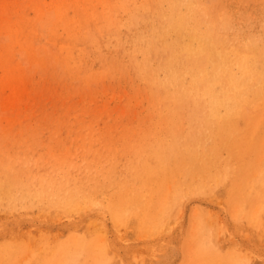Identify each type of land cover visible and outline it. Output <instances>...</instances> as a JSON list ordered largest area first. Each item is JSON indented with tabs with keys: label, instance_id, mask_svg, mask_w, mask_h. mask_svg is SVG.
Listing matches in <instances>:
<instances>
[{
	"label": "rangeland",
	"instance_id": "374dc122",
	"mask_svg": "<svg viewBox=\"0 0 264 264\" xmlns=\"http://www.w3.org/2000/svg\"><path fill=\"white\" fill-rule=\"evenodd\" d=\"M23 1L0 0V253L6 250L0 264H264V92L240 103L233 118L221 109L214 119L202 96L180 101L167 85L170 76L187 74L189 81L188 74L206 70L210 63L209 52L195 57L176 45L173 37L179 30L207 37L231 68L240 57L264 71V0ZM252 82L254 90H264V78ZM223 86L229 89L227 81ZM188 155L199 168L191 167Z\"/></svg>",
	"mask_w": 264,
	"mask_h": 264
},
{
	"label": "bare ground",
	"instance_id": "6f19581e",
	"mask_svg": "<svg viewBox=\"0 0 264 264\" xmlns=\"http://www.w3.org/2000/svg\"><path fill=\"white\" fill-rule=\"evenodd\" d=\"M27 1V0H26ZM30 1V0H29ZM29 1H27V2H29ZM32 1H34V0H32ZM38 1V0H37ZM138 1V0H137ZM141 1V0H140ZM189 1V0H188ZM191 1V0H190ZM218 1V0H217ZM247 1V0H246ZM23 2H25V0L23 1ZM139 2V1H138ZM148 2V1H147ZM255 2V1H254ZM16 3V2H15ZM30 3V2H29ZM167 3V2H166ZM171 3V2H170ZM170 3H169V5H170ZM175 3V2H174ZM182 3H184V2H182ZM230 3V2H229ZM263 3V2H262ZM22 4V3H21ZM25 4V3H24ZM40 4V3H39ZM176 4V3H175ZM196 4V3H195ZM259 4V3H258ZM20 5V4H19ZM28 5V4H27ZM33 5V4H32ZM32 5H29V6H32ZM128 5V4H127ZM135 5V4H134ZM138 5V4H137ZM148 5H150V4H148ZM223 5V4H222ZM225 5V4H224ZM224 5H223V7H224ZM262 5V4H261ZM9 6V5H8ZM23 6V5H22ZM41 6V5H40ZM152 6V5H151ZM150 6V7H151ZM171 6H173V5H171ZM190 6V5H189ZM193 6V5H192ZM227 6H228V3H227ZM259 6V5H258ZM2 7V6H1ZM19 7V6H18ZM42 7V6H41ZM81 7V6H80ZM103 7V6H102ZM149 7V6H148ZM164 6H162V8H163ZM166 7H168V5H166ZM178 7H179V5H178ZM181 7V6H180ZM188 7V6H187ZM200 7V6H199ZM198 7V8H199ZM222 7V6H221ZM231 7V6H230ZM3 8V7H2ZM13 8V7H12ZM25 8H27V6L25 7ZM34 8V7H33ZM48 8V7H47ZM46 8V9H47ZM82 8V7H81ZM80 8V9H81ZM139 8V7H138ZM147 8V7H146ZM184 7H182V9H183ZM5 9V8H4ZM4 9H2L3 11H5L4 13H6V10H4ZM15 9V8H14ZM29 9V8H28ZM155 9H157V8H155ZM158 9H160V8H158ZM166 9V8H165ZM188 9V8H187ZM191 9V8H190ZM197 9V8H196ZM213 9V8H212ZM263 9V8H262ZM11 10V9H10ZM31 10V9H30ZM34 10V9H33ZM51 10V9H50ZM151 10V9H150ZM162 10V9H161ZM184 10V9H183ZM194 10V9H193ZM192 10V11H193ZM198 10V9H197ZM214 10V9H213ZM225 10V9H224ZM2 11V12H3ZM19 11V10H18ZM25 11V10H24ZM131 11V10H130ZM139 11H141L140 9H139ZM144 11V10H143ZM147 11V10H146ZM184 11H186V10H184ZM227 11V10H226ZM1 12V13H2ZM13 12V11H12ZM11 12V13H12ZM28 12H30V11H28ZM40 12H43V11H40ZM160 12V11H159ZM203 12V11H202ZM224 12V11H223ZM229 12V11H228ZM237 12V11H236ZM264 12V11H263ZM15 13H16V9H15ZM31 13V12H30ZM29 13V14H30ZM162 13H163V11H162ZM185 13V12H184ZM199 13V12H198ZM27 14V13H26ZM155 14V13H154ZM192 14H193V12H192ZM4 16L3 17H5V14H3ZM69 15V14H68ZM123 15V14H122ZM137 15V14H136ZM140 15V14H139ZM138 15V16H139ZM199 15V14H198ZM200 15H201V13H200ZM204 15V14H203ZM124 16V15H123ZM192 16H194V15H192ZM197 16V15H196ZM228 16H231V14L230 15H228ZM20 17V16H19ZM67 17V16H66ZM119 17V16H118ZM137 17V16H136ZM162 17H163V15H162ZM195 17V16H194ZM232 17V16H231ZM240 17V16H239ZM238 17V18H239ZM248 17H250L249 15H248ZM7 18V17H6ZM9 18V17H8ZM34 18V17H33ZM41 18V17H40ZM78 18V17H77ZM133 18V17H132ZM132 18H131V20H132ZM138 18V17H137ZM187 18V17H186ZM189 18V17H188ZM192 18V17H191ZM190 18V19H191ZM197 18V17H196ZM217 18H218V16H217ZM216 18V19H217ZM229 18V17H228ZM252 18V17H251ZM1 19H2V16H1ZM19 19V18H18ZM27 19H30L29 17L27 18ZM148 19V18H147ZM169 19H172L171 17L169 18ZM193 19V18H192ZM253 19V18H252ZM3 20H5V19H3ZM149 20V19H148ZM152 20V19H151ZM189 19H187V21H188ZM221 20V19H220ZM7 21V20H6ZM27 21H29V20H27ZM35 21V20H34ZM59 21V20H58ZM178 21V20H177ZM219 21V20H218ZM227 21V20H226ZM225 20H224V22H226ZM231 21H233L232 19L230 20V21H228V22H231ZM235 21H236V19H235ZM249 21H250V19H249ZM259 21V20H258ZM2 22V21H1ZM37 22V21H36ZM144 22V21H143ZM217 22V21H216ZM223 21H222V23H224ZM227 22V23H228ZM254 22V21H253ZM2 23H4V21L2 22ZM1 23V24H2ZM60 23V22H59ZM59 23H57V24H59ZM117 23H119L118 21H117ZM146 23V22H145ZM148 23H151V21L150 22H148ZM168 23H170V21L168 22ZM178 23V22H177ZM179 23H181V24H183L182 23V21L181 22H179ZM220 23L221 22H219V26H221L222 25V23H221V25H220ZM255 23H256V21H255ZM35 24V23H34ZM57 24H55V26H57ZM61 24V26H63L62 25V23H60ZM123 24V23H122ZM142 24V23H141ZM212 24V23H211ZM218 24V23H217ZM216 24V25H217ZM31 25V24H30ZM84 25V24H83ZM139 25V24H138ZM148 25V24H147ZM231 25V24H230ZM234 25V24H233ZM243 25H244V23H243ZM10 26V25H9ZM8 26V27H9ZM13 26V25H12ZM73 26V25H72ZM75 26V25H74ZM143 26V25H142ZM212 26H213V24H212ZM235 26V25H234ZM252 26V25H251ZM262 26V25H261ZM5 27H7V26H5ZM33 27V26H32ZM54 27V26H53ZM69 27V26H68ZM85 27V26H84ZM111 26H109V28H110ZM13 28V27H12ZM76 28V27H75ZM86 28V27H85ZM160 28V27H159ZM220 28H222V26L220 27ZM226 28V27H225ZM250 28V27H249ZM10 29H11V26H10ZM9 29V30H10ZM52 29V28H51ZM59 29V28H58ZM116 29H117V27H116ZM214 29V28H213ZM233 29V27L231 28V30ZM241 29V28H240ZM239 29V30H240ZM260 29V28H259ZM68 30V29H67ZM166 30V29H165ZM172 30H173V28H172ZM218 30H220V29H218ZM225 30V29H224ZM234 30H235V27H234ZM250 30V29H249ZM262 30V29H261ZM260 30V31H261ZM52 31V30H51ZM57 31V30H56ZM95 31V30H94ZM138 31V30H137ZM169 31V30H168ZM227 31H229V30H227ZM226 31V32H227ZM259 31V30H258ZM78 32V31H77ZM161 32V31H160ZM175 32H177V31H175ZM182 32H184V31H181L180 32V30L177 32V34L178 35H176V36H174L173 37V41H175L176 42V45L177 44H181V47L187 52V54H189V55H191V56H195V57H201V56H204V55H206L207 54V52H209V61H210V63H209V66L207 67V69L206 70H203V71H201V72H196V73H190V74H188V78H189V81H187L186 80V75L187 74H180V75H176V76H170L169 77V81H168V83H167V85L170 87V88H174V89H172L171 90V93L173 94V91H174V93L176 92V94H177V99L178 100H183V99H185V98H191V95H192V97L194 98V97H196V99H198V98H201V96L204 98V99H206V101H207V104H208V106H209V114H210V116L212 117V118H220V116H219V114H220V110L221 109H223V111L224 112H226V114H227V116H228V118H233L236 114H237V109H239L238 108V105L240 104V103H242V102H247L248 101V97L250 96V95H253V96H256V97H260L262 94H263V92H264V90L263 89H260V88H258L257 90H254L253 88H252V81H253V77H261V78H264V71H260L259 70V68L257 67V64H254V63H252V61L250 60V59H248V58H235L236 60H235V62H234V68L232 67L231 68V63H229V62H227V60H228V58H226V57H223V56H220L218 53H216L214 50H213V47H212V43H210L209 42V40L207 39V37H203V36H200V37H198V36H193L192 34H184V33H182ZM225 32V31H224ZM225 32V33H226ZM230 32V31H229ZM240 32V31H239ZM256 32V31H255ZM5 33H8V32H5ZM19 33V32H18ZM33 33V32H32ZM65 33V32H64ZM120 33V32H119ZM165 33H167V31H165ZM173 33V32H172ZM171 33V34H172ZM219 33V32H218ZM222 33V32H221ZM221 33H220V35H218L219 37L221 36ZM232 33H234V32H232ZM36 34V33H35ZM74 34V33H73ZM102 34V33H101ZM143 34H144V31H143ZM149 34V33H148ZM224 34V33H223ZM238 34V33H237ZM236 34V35H237ZM13 35V34H12ZM18 35V34H17ZM23 35H24V33H23ZM66 35V34H65ZM70 35V34H69ZM69 35H67V36H69ZM83 35V34H82ZM234 35V34H233ZM241 35V34H240ZM248 35H250V34H248ZM255 35V34H254ZM254 35H252V36H254ZM22 36V35H21ZM66 36V37H67ZM79 36V35H78ZM84 36V35H83ZM105 36V35H104ZM122 36H123V34H122ZM223 36H225V35H223ZM227 36V35H226ZM23 37V36H22ZM28 37V36H27ZM46 37V36H45ZM62 37V36H61ZM70 37V36H69ZM215 37V36H214ZM216 37H217V35H216ZM222 37V36H221ZM241 37H242V35H241ZM254 37H256V36H254ZM261 37H262V35H261ZM29 38V37H28ZM30 38H32V37H30ZM71 38V37H70ZM72 38H74L73 36H72ZM122 38V37H121ZM140 38V37H139ZM149 38V37H148ZM154 37H153V34H152V39H153ZM218 38V37H217ZM224 38V37H223ZM226 38H228V36L226 37ZM15 39V38H14ZM59 39V38H58ZM63 39V38H62ZM151 39V40H152ZM220 39V38H219ZM219 39H218V41H219ZM238 39V38H237ZM256 39V38H255ZM262 39V38H261ZM18 40V39H17ZM29 40V39H28ZM59 40H61V39H59ZM64 40V39H63ZM126 40H127V38H126ZM134 40V39H133ZM137 40V39H136ZM139 40V39H138ZM143 40H145L144 38H143ZM230 40V39H229ZM242 40V39H241ZM76 41V40H75ZM212 41V40H211ZM232 41V40H231ZM238 41V40H237ZM249 41V40H248ZM253 41V40H252ZM262 41V40H261ZM30 42V41H29ZM51 42V41H50ZM68 42H71V41H68ZM140 42V41H139ZM166 42H168V41H166ZM220 42H223V41H220ZM227 42V41H226ZM229 42V41H228ZM242 42V41H241ZM247 42V41H246ZM250 42H251V40H250ZM250 42H247V43H250ZM254 42V41H253ZM27 43V42H26ZM138 43V42H137ZM157 43V42H156ZM233 43H234V41H233ZM232 43V44H233ZM238 43H239V41H238ZM262 43V42H261ZM98 44H100V43H98ZM97 44V45H98ZM127 44H129V42L127 43ZM134 44V43H133ZM170 44V43H169ZM168 44V45H169ZM173 44V43H172ZM218 44H220V43H218ZM227 44V43H226ZM231 43H230V45H232ZM236 44V43H235ZM240 44V43H239ZM238 44V45H239ZM243 44V42L241 43V45ZM6 45V44H5ZM56 45V44H55ZM94 45V44H93ZM92 45V46H93ZM122 44H120V46H121ZM138 45V44H137ZM141 45V44H140ZM157 45V44H156ZM175 45V44H174ZM222 45V44H221ZM221 45H219L220 47H221ZM224 45V44H223ZM228 45V44H227ZM129 46V45H128ZM143 46V45H142ZM147 46V45H146ZM151 46V45H150ZM167 46V45H166ZM165 46V47H166ZM225 46V45H224ZM233 46V45H232ZM235 46V45H234ZM14 47H15V45H14ZM18 47V46H17ZM85 47V46H84ZM135 47V46H134ZM173 47H175V46H173ZM238 47V46H237ZM236 47V48H237ZM240 47V46H239ZM79 48V47H78ZM77 48V49H78ZM136 48V51H137V49L138 50H140L141 48L139 47V48H137V47H135ZM146 48V47H145ZM148 48V47H147ZM152 48V47H151ZM171 48V47H170ZM222 48V47H221ZM242 48V47H241ZM61 49V48H60ZM120 49V48H119ZM150 49V48H149ZM218 49H219V47H218ZM232 49V48H231ZM235 49V48H234ZM238 49V48H237ZM245 49V48H244ZM261 49V48H260ZM79 50V49H78ZM98 50V49H97ZM104 50V49H103ZM142 50V49H141ZM220 50V49H219ZM226 50H227V48H226ZM229 50V49H228ZM102 51V50H101ZM100 51V52H101ZM135 51V50H134ZM135 51V52H136ZM11 52V51H10ZM111 52V51H110ZM133 52V51H132ZM178 52V51H177ZM177 52H175V53H177ZM229 52V51H228ZM232 52V51H231ZM235 52V51H234ZM236 52H237V50H236ZM262 52V51H261ZM260 52V53H261ZM14 53V52H13ZM80 53H81V50H80ZM83 53H84V51H83ZM106 53V52H105ZM174 53V54H175ZM225 54L227 53V52H224ZM251 53V52H250ZM260 53H258V54H260ZM110 54V53H109ZM108 54V55H109ZM125 54V53H124ZM127 54V53H126ZM134 54V53H133ZM149 54V53H148ZM153 54V53H152ZM223 54V53H222ZM224 54V55H225ZM254 54V53H253ZM81 55H83L82 53H81ZM114 55V54H113ZM129 55V54H128ZM137 55H138V53H137ZM150 55V54H149ZM154 55V54H153ZM227 55V54H226ZM261 56H264L262 53L260 54ZM56 56V55H55ZM59 56V55H58ZM85 56V55H84ZM119 56V55H118ZM208 56V55H207ZM231 56V55H230ZM257 56V55H256ZM123 57H124V55H123ZM126 57V56H125ZM129 57H131V56H129ZM9 58V57H8ZM12 59H13V57H11ZM29 58V57H28ZM60 58V57H59ZM58 58V59H59ZM72 58H74V57H72ZM107 58V57H106ZM127 58V57H126ZM156 58V57H155ZM154 58V59H155ZM161 58H162V56H161ZM186 58V57H185ZM257 58V57H256ZM2 59V58H1ZM53 59H56V58H53ZM69 59V58H68ZM77 59V58H76ZM80 59H81V56H80ZM123 59H125V58H123ZM148 59V58H147ZM176 59V58H175ZM78 60V59H77ZM149 60H150V58H149ZM207 60V59H206ZM262 60H264V59H262ZM70 61H71V59H70ZM80 61H82V60H80ZM151 61V60H150ZM161 61V60H160ZM12 62V61H11ZM85 62V61H84ZM124 62V61H123ZM148 62V61H147ZM261 62V61H260ZM55 63V62H54ZM95 63V62H94ZM121 63H122V61H121ZM149 63V62H148ZM154 63V62H153ZM63 64V63H62ZM108 64V63H107ZM149 64H151V63H149ZM263 64V63H262ZM69 65V64H68ZM78 65V64H77ZM155 65V64H154ZM233 65V64H232ZM93 66V65H92ZM132 66V65H131ZM152 66V65H151ZM69 67H71V66H69ZM110 67V66H109ZM72 68H74V67H72ZM94 68V67H93ZM130 68V67H129ZM157 68V67H156ZM56 69V68H55ZM77 69H79V68H77ZM177 69V68H176ZM201 69H204V68H201ZM107 70V68L105 69V71ZM130 70V69H129ZM138 70V69H137ZM81 71V70H80ZM102 71V70H101ZM140 71V70H139ZM154 71V70H153ZM176 72H177V70H175ZM189 71V70H188ZM191 71H195V70H191ZM0 72H2V71H0ZM65 72V71H64ZM82 72V71H81ZM99 72V71H98ZM131 72V71H130ZM155 72V71H154ZM164 72V71H163ZM179 72V71H178ZM86 73H88L87 71H86ZM92 73V72H91ZM94 73V72H93ZM140 73V72H139ZM138 72H137V74H139ZM3 74V73H2ZM8 74V73H7ZM67 74V73H66ZM85 74V73H84ZM97 74V73H96ZM141 74H142V72H141ZM76 75V74H75ZM105 75V74H104ZM114 75H115V73H114ZM140 75V74H139ZM143 75V74H142ZM148 75H150V74H148ZM0 76H3V75H1L0 74ZM82 76V75H81ZM130 76V75H129ZM152 76V75H151ZM10 77V76H9ZM9 77H7V78H9ZM15 77V76H14ZM67 77V76H66ZM85 77V76H84ZM104 77V76H103ZM106 77V76H105ZM105 77H104V79H105ZM155 77V76H154ZM157 77V76H156ZM6 78V77H5ZM68 78V77H67ZM90 78V77H89ZM102 78V77H101ZM103 79V78H102ZM126 79V78H125ZM139 79V78H138ZM143 79V78H142ZM7 80V79H6ZM81 80H82V78H81ZM146 80V79H145ZM156 80V79H155ZM154 80V81H155ZM99 81H100V79H99ZM143 81V80H142ZM147 81V80H146ZM157 81V80H156ZM155 81V82H156ZM161 80H159V82H160ZM227 81V83H228V88L229 89H225L224 88V86H223V83L224 82H226ZM19 82H20V79H19ZM70 82H72V81H70ZM79 82H80V80H79ZM186 82H188V83H186ZM81 83V82H80ZM142 83V82H141ZM82 84V83H81ZM88 84H90V83H88ZM156 84V83H155ZM3 85H5V84H3ZM84 85V84H83ZM86 85V84H85ZM125 85H126V83H125ZM132 85V84H131ZM146 85V84H145ZM150 85H152V84H150ZM149 85V86H150ZM9 86V85H8ZM89 86H91V85H89ZM88 86V87H89ZM144 86V85H143ZM152 86H154V85H152ZM3 87V86H2ZM16 87V86H15ZM18 87V86H17ZM141 88V87H140ZM155 89L157 88V87H154ZM158 88H159V86H158ZM14 88H11V89H8V90H11V92L12 91H14L13 90ZM260 89V90H259ZM7 90V89H6ZM6 90L4 91V90H1V91H4V93L6 94ZM7 90V91H8ZM20 90V89H19ZM88 90H90V89H88ZM159 90V89H158ZM226 90V91H225ZM10 91H9V93H11ZM15 92V91H14ZM13 92V94H15ZM23 92V91H22ZM153 92V91H152ZM159 92V91H158ZM12 94V95H13ZM18 95H19V93H17ZM153 94V93H152ZM12 95H10L11 97H12ZM161 95V94H160ZM9 96V95H8ZM9 96V97H10ZM14 96V95H13ZM127 96V95H126ZM144 95H142V97H143ZM3 97V96H2ZM9 97H8V99H9ZM17 97V95L16 96H14L13 98H16ZM6 99V98H5ZM12 99V98H11ZM10 99V100H11ZM154 99V98H153ZM153 99H152V101H153ZM163 99V98H162ZM195 99V98H194ZM18 100H19V98H18ZM157 100V99H156ZM20 101V100H19ZM148 101V100H147ZM151 101V100H150ZM149 101V102H150ZM177 101V100H176ZM188 101V100H187ZM199 101V100H198ZM7 102H9V101H7ZM130 102H132V101H130ZM172 102V101H171ZM200 102V101H199ZM198 102V103H199ZM1 103V102H0ZM20 103V102H19ZM19 103H17V105H19ZM162 103V102H161ZM180 103V102H179ZM191 103V102H190ZM190 103H188L187 105L190 107ZM10 104H11V101H10ZM152 104V103H151ZM165 104V103H164ZM171 104H173V102L171 103ZM178 104V103H177ZM184 104V103H183ZM182 104V105H183ZM193 104V103H192ZM204 104V102L202 103V105ZM13 105V104H12ZM17 105H16V107H17ZM179 105V104H178ZM255 105V104H254ZM1 106V105H0ZM140 106H142L141 104H140ZM165 106V105H164ZM170 106V105H169ZM184 106V105H183ZM185 106H186V104H185ZM193 106V105H192ZM196 106V105H195ZM6 107H8L9 108V106L7 105ZM6 107H5V109H6ZM130 107H132L131 105H130ZM148 107V106H147ZM166 107V106H165ZM173 107H175V106H173ZM177 107H180V105L179 106H177ZM197 107H199L198 106V104H197ZM150 108V107H149ZM162 108V107H161ZM167 108V107H166ZM166 108H163V109H166ZM188 108V107H187ZM201 108V107H200ZM255 108V107H254ZM263 108V107H262ZM138 109V108H137ZM182 109V108H181ZM185 109V108H184ZM183 109V110H184ZM191 109H192V107H191ZM196 109V108H195ZM206 109V108H205ZM257 109V108H256ZM155 110V109H154ZM157 110V109H156ZM167 110V109H166ZM173 110V109H172ZM186 110V109H185ZM193 110V109H192ZM192 110H190V111H192ZM198 110H200V109H198ZM241 110V109H240ZM9 111V110H8ZM143 111H144V109H143ZM164 111V110H163ZM180 111V110H179ZM187 111V110H186ZM197 111V110H196ZM137 112L139 113V111L137 110ZM181 112V111H180ZM193 112V111H192ZM199 112V111H198ZM249 112H251V111H249ZM137 113V114H138ZM168 113V112H167ZM167 113H165L166 115H167ZM171 113V112H170ZM172 113H174V112H172ZM200 113V112H199ZM178 114V113H177ZM183 114V113H182ZM201 114V113H200ZM199 114V115H200ZM239 114V113H238ZM247 114V113H246ZM148 115V114H147ZM189 115V114H188ZM191 115V114H190ZM189 115V116H190ZM132 116V115H131ZM136 116V115H135ZM172 116V115H171ZM174 116V115H173ZM176 116V115H175ZM174 116V117H175ZM202 116V115H201ZM201 116H199V117H201ZM251 116H252V114H251ZM139 117V116H138ZM177 117V116H176ZM179 117V116H178ZM5 118H7V117H5ZM173 118V117H172ZM203 118H204V116H203ZM261 118V117H260ZM154 119V118H153ZM156 119V118H155ZM158 119H159V116H158ZM170 119H171V117H170ZM174 119V118H173ZM188 119V118H187ZM191 119V118H190ZM198 119V118H197ZM201 119H202V117H201ZM205 119H208V118H205ZM239 119V118H238ZM5 120V119H4ZM183 120V119H182ZM189 120V119H188ZM193 120V119H192ZM239 120H241V119H239ZM243 120V119H242ZM259 120V119H258ZM261 120V119H260ZM2 121V120H1ZM52 121V120H51ZM166 121H167V119H166ZM216 121H217V119H216ZM215 121V122H216ZM244 121V120H243ZM191 122V121H190ZM196 122H197V120H196ZM202 122V121H201ZM205 122H206V120H205ZM210 122V121H209ZM212 122V121H211ZM230 122H232V121H230ZM235 122H236V120H235ZM257 122V121H256ZM262 122V121H261ZM158 123V122H157ZM173 123V122H172ZM185 123H188V122H185ZM184 123V124H185ZM195 123V122H194ZM203 123H204V121H203ZM207 123V122H206ZM220 123V122H219ZM223 123V122H222ZM225 123V122H224ZM233 123V122H232ZM151 124H153V123H151ZM159 124V123H158ZM171 124V123H170ZM175 124V123H174ZM183 124V125H184ZM210 124H212V123H210ZM215 123H213V125H214ZM227 124V123H226ZM237 124V123H236ZM256 124V123H255ZM258 124H259V122H258ZM157 125V124H156ZM161 125H163V123H161ZM169 125V124H168ZM167 125V126H168ZM181 125H182V123H181ZM182 125V126H183ZM193 125V124H192ZM219 125V124H218ZM225 125V124H224ZM232 125V124H231ZM177 126V125H176ZM201 126V125H200ZM227 126H229V125H227ZM239 126V125H238ZM155 127V126H154ZM160 127H163V126H160ZM179 127V126H178ZM211 127V126H210ZM220 127H222V126H220ZM37 128V127H36ZM41 128V127H40ZM93 128V127H92ZM171 128V127H170ZM169 128V129H170ZM188 128V127H187ZM191 128V127H190ZM206 128V127H205ZM212 128V127H211ZM241 128V127H240ZM259 128V126L257 127V128H255V129H258ZM262 128V127H261ZM27 129V128H26ZM38 129V128H37ZM143 129V128H142ZM160 129H162V128H160ZM213 130H214V128H212ZM238 129V128H237ZM164 130V129H163ZM184 130V129H183ZM185 130H186V128H185ZM232 130V129H231ZM253 130H254V127H253ZM187 131V130H186ZM205 131V130H204ZM226 131V130H225ZM228 131H230V130H228ZM90 132V131H89ZM164 132V131H163ZM167 132V131H166ZM179 132V131H178ZM216 132H218V131H216ZM238 132V131H237ZM253 132V131H252ZM257 132V131H256ZM201 133V132H200ZM212 133V132H211ZM220 133V132H219ZM222 134H223V132H221ZM220 133V134H221ZM229 133V132H228ZM179 134V133H178ZM205 134H206V132H205ZM230 134V133H229ZM252 134V133H251ZM250 134V135H251ZM202 135V134H201ZM243 135V134H242ZM255 135V134H254ZM257 135H258V133H257ZM170 136V135H169ZM179 136V135H178ZM205 136V135H204ZM220 136V135H219ZM226 136V135H225ZM180 137V136H179ZM208 137V136H207ZM230 137V136H229ZM229 137H228V139H229ZM238 137V136H237ZM236 137V138H237ZM246 137V136H245ZM253 137V136H252ZM163 138H164V136H163ZM178 138V137H177ZM215 138V137H214ZM231 138V137H230ZM254 138H256V137H254ZM172 139V138H171ZM180 139V138H179ZM196 139V138H195ZM204 139V138H203ZM203 139H202V141H203ZM208 139V138H207ZM213 139V138H212ZM249 139L251 140L252 138H250L249 137ZM145 140V139H144ZM160 140V139H159ZM166 140H167V138H166ZM182 140V139H181ZM222 140V139H221ZM230 140V139H229ZM147 141H148V139H147ZM153 141V140H152ZM162 141H163V139H162ZM226 141V140H225ZM224 141V142H225ZM140 142V141H139ZM154 142V141H153ZM158 141H156V143H157ZM207 142H209L208 144H210V140L209 141H207ZM224 142H223V144H224ZM229 142V141H228ZM227 141H226V144L228 143ZM235 142V141H234ZM251 142V141H250ZM145 143V142H144ZM190 143V142H189ZM194 143V142H193ZM192 143V144H193ZM236 143V142H235ZM263 143V142H262ZM261 143V144H262ZM140 144V143H139ZM151 144V143H150ZM153 144V143H152ZM169 144H172V143H169ZM184 144V143H183ZM201 144V143H200ZM203 144H204V142H203ZM231 144V143H230ZM230 144L228 145V146H230ZM149 145V144H148ZM180 145V144H179ZM206 145V144H205ZM214 145V144H213ZM143 146V145H142ZM146 148H147V146L146 145H144ZM160 146V145H159ZM169 146V145H168ZM180 146H182V144L180 145ZM189 146H190V144H189ZM189 146H188V148H189ZM194 146V145H193ZM222 146V145H221ZM225 146H227V145H225ZM178 147V146H177ZM203 147H205V146H203ZM220 147V146H219ZM136 148V147H135ZM142 149H144L143 147H141ZM149 148H151V147H149ZM148 148V149H149ZM167 148V147H166ZM165 148V149H166ZM174 148V147H173ZM199 148H200V146H199ZM214 148V147H213ZM140 149V148H139ZM138 148H137V150H139ZM164 149V150H165ZM184 149V148H183ZM221 149V148H220ZM226 149V148H225ZM228 149V148H227ZM226 149V150H227ZM153 150V149H152ZM152 150H150V152L152 151ZM168 150H170V149H168ZM173 150V149H172ZM212 150V149H211ZM219 150V149H218ZM226 150H224V151H226ZM156 151V150H155ZM189 151V150H188ZM190 151H191V149H190ZM213 151V150H212ZM229 151V150H228ZM235 151V150H234ZM233 151V152H234ZM243 151H244V149H243ZM146 152H148V151H144V153H146ZM194 152H196V151H194ZM215 152V151H214ZM217 152V151H216ZM137 153H138V151H137ZM141 153V152H140ZM139 153V154H140ZM191 153H192V151H191ZM200 153V152H199ZM225 153V152H224ZM226 153H228L227 151H226ZM148 154V153H147ZM152 154V153H151ZM168 154V153H167ZM172 154V153H171ZM174 154V153H173ZM182 154H183V152H182ZM185 154V153H184ZM196 154H197V152H196ZM214 154V153H213ZM221 154V153H220ZM237 154V153H236ZM154 155H156V154H154ZM153 155V156H154ZM181 155V154H180ZM201 155V154H200ZM224 155V154H223ZM264 155V154H263ZM151 156V155H150ZM165 156V155H164ZM167 156V155H166ZM170 156H172V155H170ZM187 156V155H186ZM185 156V157H186ZM189 156V155H188ZM202 156V155H201ZM213 156V155H212ZM217 156V155H216ZM227 156V155H226ZM138 157H139V155H138ZM143 157H144V155H143ZM162 157V156H161ZM206 157V156H205ZM208 157V156H207ZM219 157V156H218ZM217 157V158H218ZM140 158V157H139ZM145 158H147L146 156H145ZM167 158H169V157H167ZM189 158H190V161H189V163H190V165H191V167H193L194 169H196V168H199V162H197V160L195 159V157L193 156V155H191V156H189ZM202 158V157H201ZM216 158V157H215ZM157 159H158V157H157ZM171 159H172V157H171ZM198 159V158H197ZM214 159V158H213ZM220 159H222V158H220ZM228 159H229V157H228ZM137 160V159H136ZM168 160V159H167ZM209 160V159H208ZM135 161V160H134ZM139 161V160H138ZM151 161V160H150ZM159 161V160H158ZM163 161V160H162ZM161 161V162H162ZM169 161V160H168ZM215 161V160H214ZM140 162V161H139ZM148 162V161H147ZM154 162H155V160H154ZM221 162V161H220ZM219 162V163H220ZM228 162H229V160H228ZM176 163H177V161H176ZM222 163V162H221ZM226 163V162H225ZM234 163V162H233ZM236 163H237V161H236ZM135 164V163H134ZM184 164V163H183ZM165 165V164H164ZM210 165H211V163H210ZM231 165V164H230ZM238 165V164H237ZM5 166V165H4ZM133 166V165H132ZM139 166V165H138ZM146 166H147V164H146ZM150 166V165H149ZM156 166V165H155ZM171 166H172V164H171ZM225 166H227V165H225ZM235 166V165H234ZM154 167V166H153ZM173 167V166H172ZM186 167V166H185ZM184 167V168H185ZM202 167V166H201ZM207 167V166H206ZM210 167H212V166H210ZM216 167V166H215ZM233 167V166H232ZM1 168V167H0ZM128 168H129V166H128ZM135 168H136V166H135ZM148 168V167H147ZM208 168V167H207ZM206 168V169H207ZM229 168V167H228ZM174 169V168H173ZM187 169V168H186ZM201 169H203V167L201 168ZM216 169H217V167H216ZM223 169V168H222ZM6 170L7 169H5V171L4 172H6ZM144 170H146V168L144 169ZM150 170H152V169H150ZM165 170H166V168H165ZM229 170V169H228ZM231 170H232V168H231ZM129 171V170H128ZM146 171H148V170H146ZM157 171H158V169H157ZM162 171H163V168H162ZM168 171V170H167ZM191 171H192V169H191ZM195 171V170H194ZM197 171H200V169H198ZM211 171H213V170H211ZM216 171V170H215ZM214 171V172H215ZM221 171V170H220ZM223 171V170H222ZM221 171V172H222ZM3 172V173H4ZM169 172V171H168ZM185 172V171H184ZM204 172V171H203ZM210 172V171H209ZM223 172H225V171H223ZM146 173V172H145ZM186 173H187V171H186ZM186 173H185V176H186ZM217 173V172H216ZM220 173V172H219ZM8 174H10L9 173V171H8ZM144 174V173H143ZM181 174V173H180ZM194 174V173H193ZM229 174H231V172L229 173ZM257 174V173H256ZM11 175V174H10ZM9 175V176H10ZM128 175V174H127ZM131 175V174H130ZM147 175V174H146ZM198 175H199V173H198ZM203 175V174H202ZM208 175V174H207ZM233 175H235V173L233 174ZM72 176V175H71ZM129 176V175H128ZM179 176V175H178ZM189 176V175H188ZM206 176V175H205ZM204 176V177H205ZM216 176H218V175H216ZM220 176H221V174H220ZM228 176H230V175H228ZM254 176H255V174H254ZM6 177H7V175H6ZM11 177V176H10ZM149 177V176H148ZM152 177V176H151ZM153 177H154V173H153ZM152 177V178H153ZM198 177V176H197ZM200 177V176H199ZM202 177V176H201ZM204 177H202L203 179H204ZM214 177V176H213ZM2 178H4V177H2ZM19 178V177H18ZM133 178H135L134 176H133ZM182 178V177H181ZM181 178H179L180 180H181ZM258 178V177H257ZM256 178V179H257ZM8 179V178H7ZM10 179V178H9ZM8 179V180H9ZM67 179V178H66ZM76 179H78V178H76ZM82 179V178H81ZM80 179V180H81ZM207 179V178H206ZM214 179V178H213ZM255 179V180H256ZM16 180V179H15ZM73 180V179H72ZM159 180V179H158ZM197 180V179H196ZM20 181V180H19ZM22 181V180H21ZM25 181V180H24ZM75 181V180H74ZM83 180H81V182H82ZM151 181V180H150ZM154 182L156 181V180H153ZM168 181V180H167ZM185 181V180H184ZM192 181V180H191ZM205 181V180H204ZM1 182V181H0ZM6 182H8V181H6ZM26 182V181H25ZM65 182V181H64ZM72 182V181H71ZM161 182H163V181H161ZM181 182H182V180H181ZM213 182V181H212ZM221 182V181H220ZM10 183V182H9ZM8 183V184H9ZM26 183H28V182H26ZM39 183V182H38ZM41 183L43 184V182L41 181ZM78 183V182H77ZM80 183V182H79ZM85 183V182H84ZM147 183H149V182H147ZM146 183V184H147ZM174 183V182H173ZM172 183V184H173ZM191 183V182H190ZM228 183H230L229 181H228ZM250 183H252V181L250 182ZM254 183V182H253ZM28 184H30V183H28ZM36 184H37V182H36ZM47 183H45V185H46ZM74 184H76V183H74ZM81 184V183H80ZM172 184H170V185H172ZM182 184V183H181ZM213 184V183H212ZM217 184V183H216ZM6 185H7V183H6ZM5 185V186H6ZM13 185H14V183H13ZM25 185V184H24ZM44 185V186H45ZM73 185V184H72ZM77 185V184H76ZM81 185H83V184H81ZM136 185V184H135ZM151 185H153V183L151 184ZM156 185V184H155ZM169 185V184H168ZM196 185V184H195ZM218 185V184H217ZM227 185V184H226ZM225 185V186H226ZM252 184H250V186H251ZM0 186H1V184H0ZM3 186V185H2ZM10 186H11V184H10ZM26 186V185H25ZM30 186V185H29ZM36 186V185H35ZM41 186V185H40ZM70 186V185H69ZM86 186V185H85ZM182 186V185H181ZM200 186H201V184H200ZM230 186V185H229ZM253 186V185H252ZM13 187V186H12ZM21 187V186H20ZM32 187V186H31ZM34 187V186H33ZM38 187V186H37ZM67 187V186H66ZM72 187V186H71ZM83 187V186H82ZM145 187V186H144ZM186 187V186H185ZM198 187V186H197ZM247 187H248V182H247ZM13 188H15V187H13ZM26 188V187H25ZM24 188V189H25ZM35 188V187H34ZM42 188V187H41ZM44 188V187H43ZM48 188V187H47ZM73 188V187H72ZM87 188V187H86ZM141 188V187H140ZM152 188H154V187H152ZM156 188V187H155ZM177 188V187H176ZM182 188V187H181ZM203 188V187H202ZM222 188V187H221ZM227 188V187H226ZM226 188H224V189H226ZM239 188V187H238ZM252 188V187H251ZM251 188H249V189H251ZM0 189H1V187H0ZM10 189L12 190V188L10 187ZM15 189H17V187L15 188ZM36 189V188H35ZM38 189H39V187H38ZM75 189V188H74ZM79 189V188H78ZM143 189V188H142ZM145 189V188H144ZM174 189V188H173ZM192 189V188H191ZM193 189H194V187H193ZM229 189V188H228ZM231 189V188H230ZM253 189V188H252ZM26 190H28L27 188H26ZM32 190H34L33 188H32ZM41 190V189H40ZM52 190V189H51ZM65 190V189H64ZM67 190V189H66ZM65 190V191H66ZM70 190V189H69ZM148 190V189H147ZM150 191H151V189H149ZM157 190V189H156ZM183 190V189H182ZM204 190V189H203ZM210 190H212V189H210ZM248 190V189H247ZM2 191V189L0 190V192ZM4 191V190H3ZM8 191V190H7ZM14 191V190H13ZM18 191V190H17ZM23 191V189L21 190V192ZM25 191V190H24ZM64 191V192H65ZM72 191V190H71ZM75 191V190H74ZM89 191V190H88ZM121 191V190H120ZM150 191H148V192H150ZM169 191H170V189H169ZM184 191V190H183ZM201 191V190H200ZM9 192H10V190H9ZM28 192V191H27ZM26 192V193H27ZM45 192V191H44ZM122 192V191H121ZM128 192V191H127ZM142 192V191H141ZM147 192V193H148ZM156 192V191H155ZM184 192H186V190L184 191ZM184 192H183V194H184ZM193 192V191H192ZM195 192V191H194ZM233 192V191H232ZM231 192V193H232ZM251 192V191H250ZM20 193V192H19ZM18 193V194H19ZM35 193H38L37 191L35 192ZM77 193V192H76ZM91 193V192H90ZM133 193H135V192H133ZM140 193V192H139ZM139 193L137 194L138 196H140L139 195ZM187 193H188V191H187ZM198 193V192H197ZM6 194V193H5ZM8 194V193H7ZM17 194V193H16ZM28 194H31L30 192L28 193ZM28 194H26V197H27V195ZM40 194H41V191H40ZM45 194V193H44ZM53 194V193H52ZM56 194V193H55ZM54 194V195H55ZM62 194V193H61ZM72 194H73V192H72ZM86 194H89V193H86ZM119 194V193H118ZM126 194V193H125ZM129 194V193H128ZM186 194V193H185ZM184 194V195H185ZM190 194V193H189ZM201 194V193H200ZM1 195V194H0ZM22 195V194H21ZM37 195V194H36ZM39 195V194H38ZM60 195V194H59ZM63 195V194H62ZM67 195H69V193L67 192ZM127 195V194H126ZM134 195V194H133ZM152 195V194H151ZM188 195V194H187ZM227 195H228V193H227ZM4 196V195H3ZM10 196L13 198V196L12 195H9V197L8 198H10ZM52 196V195H51ZM90 196V195H89ZM135 196V195H134ZM167 196V195H166ZM173 197H174V195H172ZM208 196V195H207ZM230 196V195H229ZM249 196H250V193H249ZM14 197H17V196H14ZM19 197V196H18ZM30 197H32V196H30ZM56 197V196H55ZM79 197V196H78ZM128 197V196H127ZM143 197V196H142ZM151 197V196H150ZM243 197V196H242ZM1 198V201H2V197H0ZM5 198H6V195H5ZM42 198H43V196H42ZM91 198V197H90ZM129 198V197H128ZM146 198V197H145ZM144 198V199H145ZM166 198V197H165ZM229 198V197H228ZM45 199V198H44ZM55 199V198H54ZM53 199V200H54ZM136 199H137V197H136ZM151 199V198H150ZM171 199V198H170ZM179 199V198H178ZM14 200H16V199H14ZM19 200H21V199H19ZM38 200V199H37ZM52 200V199H51ZM85 200V199H84ZM127 200V199H126ZM141 200V199H140ZM168 200V199H167ZM26 201V200H25ZM90 201H91V199H90ZM134 201V200H133ZM139 201V200H138ZM137 201V202H138ZM145 201H147V200H145ZM164 201V200H163ZM180 201V200H179ZM4 202V201H3ZM3 202H2V204L1 205H3ZM24 202V201H23ZM29 202H31V201H29ZM35 202V201H34ZM37 202H39V201H37ZM57 202H58V200H57ZM61 202V201H60ZM171 202H172V200H171ZM6 203V202H5ZM10 203V202H9ZM13 203V202H12ZM33 203V202H32ZM44 203V202H43ZM86 203V202H85ZM139 203V202H138ZM164 203H166V202H164ZM180 203V202H179ZM7 204V203H6ZM21 204H22V202H21ZM36 204V203H35ZM55 204V203H54ZM167 204V203H166ZM171 204V203H170ZM178 204V203H177ZM17 205V204H16ZM45 205V204H44ZM50 205V204H49ZM53 205V204H52ZM61 205V204H60ZM71 205V204H70ZM83 204L81 203V206H82ZM141 205V204H140ZM143 205V204H142ZM160 205V204H159ZM158 205V206H159ZM6 206V205H5ZM33 206V205H32ZM36 206V205H35ZM40 206V205H39ZM54 206H56V205H54ZM78 206V205H77ZM76 206V207H77ZM81 206H79V208L81 207ZM132 206V205H131ZM162 207H163V203H162V205H161ZM161 206H159V207H161ZM180 206V205H179ZM8 207V206H7ZM6 207V208H7ZM10 207V206H9ZM11 207H13L12 205H11ZM23 207V206H22ZM26 207V206H25ZM110 207V206H109ZM125 207V206H124ZM241 207V206H240ZM244 207V206H243ZM28 208V207H27ZM40 208V207H39ZM55 208V207H54ZM72 208H74V207H72ZM71 208V209H72ZM132 208H133V206H132ZM131 208V209H132ZM163 208H165V206L163 207ZM175 208V207H174ZM10 209V208H9ZM20 209V208H19ZM23 209V208H22ZM35 209V208H34ZM61 209V208H60ZM70 209V210H71ZM124 209V208H123ZM130 209V208H129ZM130 209V210H131ZM158 209V208H157ZM160 209V208H159ZM6 210V209H5ZM4 210V211H5ZM73 210V209H72ZM133 210V209H132ZM147 210V209H146ZM127 211V210H126ZM159 211V210H158ZM157 211V212H158ZM167 211V210H166ZM170 211V210H169ZM173 211V210H172ZM171 211V212H172ZM130 212H132V211H130ZM164 212V211H163ZM255 212V211H254ZM159 213H160V211H159ZM162 213V212H161ZM167 214V213H166ZM154 215H156L155 213H154ZM154 215H153V217H154ZM163 215V214H162ZM157 216V215H156ZM161 216V215H160ZM159 216V217H160ZM144 217V216H143ZM162 217V216H161ZM166 217V216H165ZM116 218V217H115ZM126 218V217H125ZM140 218H142V217H140ZM130 219V218H129ZM134 219H137L136 217L134 218ZM166 219V218H165ZM167 219H169V218H167ZM125 220V219H124ZM132 220V219H131ZM160 220V219H159ZM255 220H256V218H255ZM130 221V220H129ZM166 221H168V220H166ZM125 222H126V220H125ZM127 222H128V219H127ZM161 222V221H160ZM143 223V222H142ZM151 223V222H150ZM154 223H157V222H154ZM167 223V222H166ZM166 223H164V224H166ZM153 224V223H152ZM260 224V223H259ZM167 225V224H166ZM151 226V225H150ZM148 227V226H147ZM152 227H154V225L152 226ZM151 227V228H152ZM201 227V226H200ZM199 227V228H200ZM202 227H203V225H202ZM201 227V228H202ZM164 228V227H163ZM205 228V227H204ZM161 229V228H160ZM166 229V228H165ZM145 230V229H144ZM149 230H150V228H149ZM200 231H201V229H199ZM205 230H206V228H205ZM148 231V230H147ZM147 231H146V233H147ZM155 231V230H154ZM160 231V230H159ZM195 231H197V230H195ZM208 231V230H207ZM161 232V231H160ZM205 232V231H204ZM150 233V232H149ZM159 233V232H158ZM151 234H152V232H151ZM159 235V234H158ZM198 236H199V232H198ZM207 236V235H206ZM198 238V237H197ZM200 238V237H199ZM78 238H76V240H77ZM76 240L74 239V242H76ZM190 240V239H189ZM193 240H194V238H193ZM197 240V239H196ZM212 240V239H211ZM84 241H86V240H84ZM195 241V240H194ZM206 241V240H205ZM204 241V242H205ZM203 242V241H202ZM13 243H15V242H13ZM20 243V242H19ZM97 243H99V241L97 242ZM201 243V242H200ZM18 244V243H17ZM16 244V245H17ZM45 244V243H44ZM79 244V243H78ZM83 244H85V243H83ZM83 244H82V246H83ZM207 244H208V242H207ZM2 245V244H1ZM21 245V244H20ZM100 245V244H99ZM81 246V245H80ZM100 246H102V245H100ZM9 247H10V244H9ZM13 247H15L14 245H13ZM198 247V245L196 246V248ZM201 247V246H200ZM203 247V246H202ZM210 247H211V245H210ZM3 248V250L4 249H6V246H5V248L4 247H2ZM16 248V247H15ZM14 248V249H15ZM75 248H77V246L75 247ZM82 247H79V249H81ZM98 248H101V247H98ZM153 248V247H152ZM1 249V248H0ZM10 249V248H9ZM8 249V250H9ZM66 249H68L69 250V248L67 247ZM107 249V248H106ZM12 250V249H11ZM82 250V249H81ZM96 250V249H95ZM94 250V251H95ZM208 250V248L206 249V251ZM6 250H4L3 252L4 253H6L5 252ZM18 250H16L15 251V253L17 252ZM93 251V250H92ZM204 251V250H203ZM203 251H201V252H203ZM206 251H204V252H206ZM3 252H1L2 254H3ZM9 252V251H8ZM12 252V251H11ZM11 252H9V253H11ZM20 252V251H19ZM32 252V251H31ZM199 252H200V250H199ZM203 252V253H204ZM0 253V254H1ZM14 253V252H13ZM81 253H82V251H81ZM80 253V254H81ZM210 253V252H209ZM216 253H217V251H216ZM218 253H219V251H218ZM8 254V253H7ZM79 254V255H80ZM6 255V254H5ZM34 255V254H33ZM78 255V256H79ZM2 256H4V254L2 255ZM12 257H13V255H11ZM17 256V255H16ZM80 256H83V255H80ZM95 256V255H94ZM11 257V258H12ZM35 257V256H34ZM49 257H50V255H49ZM6 258V257H5ZM27 258V257H26ZM79 258V257H78ZM190 258V257H189ZM23 259V258H22ZM103 259V258H102ZM121 260H122V258H120ZM3 260V259H2ZM12 260V259H11ZM30 260V259H29ZM116 260V259H115ZM242 260V259H241ZM244 260V259H243ZM1 261V260H0ZM13 261V260H12ZM109 261V260H108ZM152 261V260H151ZM208 261V260H207ZM159 262V261H158ZM220 262V261H219ZM107 263H110V262H107ZM114 263H115V261H114ZM122 263H123V261H122ZM127 263V262H126ZM215 263V262H214ZM217 263H218V261H217ZM216 263V264H217ZM2 264H3V262H2ZM4 264H5V262H4ZM57 264V263H56ZM151 264V263H150ZM243 264V263H242Z\"/></svg>",
	"mask_w": 264,
	"mask_h": 264
}]
</instances>
